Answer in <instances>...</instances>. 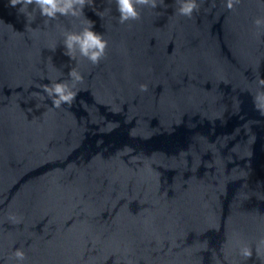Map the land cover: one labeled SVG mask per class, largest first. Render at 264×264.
<instances>
[{"label": "water", "instance_id": "water-1", "mask_svg": "<svg viewBox=\"0 0 264 264\" xmlns=\"http://www.w3.org/2000/svg\"><path fill=\"white\" fill-rule=\"evenodd\" d=\"M228 3L0 0V264H264V0Z\"/></svg>", "mask_w": 264, "mask_h": 264}, {"label": "clouds", "instance_id": "clouds-1", "mask_svg": "<svg viewBox=\"0 0 264 264\" xmlns=\"http://www.w3.org/2000/svg\"><path fill=\"white\" fill-rule=\"evenodd\" d=\"M85 2L86 0H10L13 7L20 4L21 10H25L30 4H35L39 7L41 15L52 18L56 17L57 13L80 15ZM148 2L149 0H116L121 22L129 18H136L139 15L137 5ZM151 2L154 4L155 0H151ZM228 7H232V0H229ZM195 8L196 0H182V6L179 10L183 14L190 15ZM256 23H264V20L258 19ZM64 44L67 49L65 55L70 58L73 57L78 48L81 55L88 57L93 63H97L104 55L107 41L101 34L92 29L91 22H89V26L85 27L82 32L67 33ZM69 76L73 78V86L75 82L82 80V76L74 68L69 71ZM41 87L51 98L53 106L57 108L62 104L71 105L77 95V92L73 91V87L67 82H52ZM15 255L20 260L24 258V252L21 250H17ZM243 255L250 257L252 255L251 249L245 248Z\"/></svg>", "mask_w": 264, "mask_h": 264}]
</instances>
